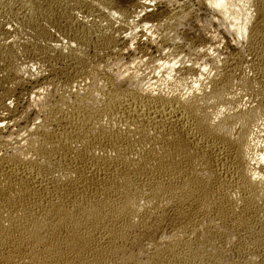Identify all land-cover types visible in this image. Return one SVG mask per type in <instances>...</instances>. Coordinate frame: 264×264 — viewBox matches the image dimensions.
Listing matches in <instances>:
<instances>
[{
	"label": "bare ground",
	"instance_id": "1",
	"mask_svg": "<svg viewBox=\"0 0 264 264\" xmlns=\"http://www.w3.org/2000/svg\"><path fill=\"white\" fill-rule=\"evenodd\" d=\"M149 6L0 0V264H264V0Z\"/></svg>",
	"mask_w": 264,
	"mask_h": 264
},
{
	"label": "rangeland",
	"instance_id": "2",
	"mask_svg": "<svg viewBox=\"0 0 264 264\" xmlns=\"http://www.w3.org/2000/svg\"><path fill=\"white\" fill-rule=\"evenodd\" d=\"M123 1H125L126 3H131V1H134V0H123ZM166 1H168L167 2V5L164 3L165 2V0H149V2H150V6L148 7V9H146V11H145V9L142 11V13L140 14V16L138 17V18H133V19H130V25L132 26L133 25V23L134 22H139L138 23V26H139V28L136 30L138 33H140L141 31L143 32L145 29L143 28L144 27V24H143V20L144 21H146L147 22V26H146V29L148 28V27H150V26H152V25H155V24H157L158 22H160L163 18L165 19V17H167L166 15L167 14H169L170 12H172V11H175L177 8H178V6H183V5H185V6H188V8H190V9H193V10H197V0H166ZM169 3V4H168ZM172 4V5H171ZM170 5V6H169ZM194 8H196V9H194ZM76 11H78V10H73L72 12H74L73 13V16H74V18L77 20V21H80V22H87V23H89V22H91V21H94V16L92 17V16H87V17H85L86 15H82V13H80L79 11V13L78 12H76ZM145 11V12H144ZM169 13H168V12ZM57 13V14H56ZM55 15H54V20H56L57 19V22L59 21H61V18H59L60 17V13H58V9L55 11V13H54ZM58 15V16H57ZM4 16V17H3ZM1 17V16H0ZM114 18H113V20H115L114 21V23H115V25H113V27L115 26H118V27H120L122 24H123V22L124 21H122V19H121V17H119L117 14H115L114 16H113ZM3 18V19H2ZM4 20V21H3ZM96 20V19H95ZM0 21H2L3 23V26H4V28L6 29V30H8V31H11V30H13L14 29V27H15V24L10 20V18L8 17V16H5V15H2V17L0 18ZM97 21H98V19H97ZM134 21V22H133ZM11 22V23H10ZM100 22V23H99ZM98 23L100 24V25H102V26H105L106 25V23L107 22H104V21H102V20H99L98 21ZM117 23V24H116ZM125 23V22H124ZM5 24V25H4ZM124 25V24H123ZM118 27H116V28H118ZM44 33H45V35H46V43H48V45H53V44H57V42L58 41H60V33H58L59 31H57L55 28L53 29L52 28V26H50V25H46V24H44ZM134 31V29H133V27L130 29V27H128V29H126L125 30V28H124V31H120V33H123V35H125V34H128V33H130L131 31ZM132 31V32H133ZM128 32V33H127ZM49 35V36H48ZM48 36V37H47ZM127 36V35H126ZM49 39V40H48ZM226 42H227V44H226ZM229 43H230V45L232 44V41H224L223 43H222V46H221V44L219 45L220 46V50H221V52L223 53L224 51H225V48H226V50H228V48H229V50L226 52V53H228V52H230V53H232L233 52V54H235V47H234V43L232 44L233 45V47H232V45L230 46L229 45ZM226 45H229V46H226ZM223 47V48H222ZM224 52V53H225ZM237 52V51H236ZM237 57V56H236ZM242 59V60H241ZM239 58L238 59V61L241 63V65H243V66H245V68H247V64H248V62H247V60H246V58ZM30 59L27 57V58H24V63L25 64H29L30 63V61H29ZM246 63V64H245ZM46 64H49V65H46ZM245 64V65H244ZM51 65V66H50ZM53 65V66H52ZM54 65H56V67L54 66ZM60 67H59V66ZM49 66V67H48ZM43 67H45V68H42V69H44V72H45V76H44V78L42 77V79H35V81L34 80H32V82L30 81V83H29V81L28 80H26V77H25V75L24 76H22V81H23V83H24V85H23V87L22 88H19L17 91H16V93H15V95H16V97H14V99H11L10 101L8 100L6 103L7 104H11V106H17V105H20V103H23L24 102V100L28 97V93H30V90L32 89V87L35 85V86H42V84H43V81H44V79H45V77H46V75L48 76V75H54V73L55 74H60V73H62L63 72V70L64 69H60L61 68V65L60 64H58V63H54V64H52V63H45V65L43 66ZM53 67V68H52ZM49 68H51V69H54L55 70V72L54 71H52L51 72V69L49 70ZM60 69V73H59V69ZM57 69V70H56ZM248 69V68H247ZM49 70V71H48ZM49 72V73H48ZM25 77V80L23 79ZM39 80H40V82H39ZM38 82V83H37ZM42 82V83H41ZM27 83V84H26ZM37 84V85H36ZM39 84V85H38ZM41 84V85H40ZM33 85V86H32ZM29 88H30V90H29ZM21 89V90H20ZM19 91V92H18ZM16 98H17V100H16ZM14 101V102H13ZM13 102V103H12ZM263 104H264V100H263Z\"/></svg>",
	"mask_w": 264,
	"mask_h": 264
}]
</instances>
